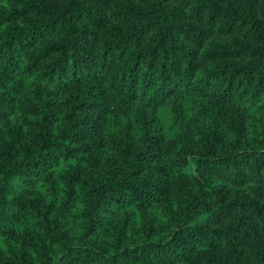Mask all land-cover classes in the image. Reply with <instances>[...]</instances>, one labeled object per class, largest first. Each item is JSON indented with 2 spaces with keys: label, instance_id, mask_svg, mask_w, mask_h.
I'll return each mask as SVG.
<instances>
[{
  "label": "trees",
  "instance_id": "obj_1",
  "mask_svg": "<svg viewBox=\"0 0 264 264\" xmlns=\"http://www.w3.org/2000/svg\"><path fill=\"white\" fill-rule=\"evenodd\" d=\"M0 264H264V0H0Z\"/></svg>",
  "mask_w": 264,
  "mask_h": 264
}]
</instances>
